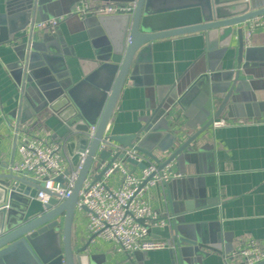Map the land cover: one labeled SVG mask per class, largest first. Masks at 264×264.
Masks as SVG:
<instances>
[{
	"label": "water",
	"instance_id": "1",
	"mask_svg": "<svg viewBox=\"0 0 264 264\" xmlns=\"http://www.w3.org/2000/svg\"><path fill=\"white\" fill-rule=\"evenodd\" d=\"M96 1H134L136 7L127 13L91 15L84 20L97 58L94 71L97 79L91 86L92 98L88 99L83 87L85 80L68 84L61 59L48 53L50 43L56 42L57 33L38 28L48 13L59 8L60 1L6 0L7 22L11 31L20 33L17 37L21 40V60L17 64L20 75L15 77L23 96L21 109H29V118L51 112L60 123L54 138L65 141L74 168L79 166L81 152L87 147L88 152L71 196L63 201L51 195L47 202H42L36 198L44 185L42 182L9 170L0 172V264H16L21 258L25 264H93L88 249L98 234L90 235L85 243L77 246L74 222L80 191L95 164L94 157L98 155L95 169L99 170L94 181H100L116 160H126L142 170L148 165L145 160L128 157L124 152L113 154L110 149L99 152L100 140L110 124L119 95L124 85L130 83L128 78L140 69L144 46L161 38L194 32L203 34L206 45L200 58L204 70L192 77L184 90H173L170 102L156 108L144 133L110 136L116 143L134 148L145 159L149 158L157 165V171L167 167L172 171L173 164L179 166L192 160L197 145L208 136L213 122L223 112L234 115L248 105L243 104L250 91L247 79L239 68L221 70L220 56L233 46V38L237 36L238 62L242 64L246 59L251 63L252 50L245 46L244 27L248 20L264 14V0H182L181 6L169 9H161L159 0ZM170 21L188 23L152 30L159 22ZM243 67L247 68V64ZM193 96L201 106L200 119L186 123L193 132H186L183 126L171 129L169 119L178 118L177 106L184 108ZM94 123H97V130L89 140L87 134ZM105 161L106 166L100 168ZM2 167L8 169L9 164L0 161V169ZM157 171L152 172L141 187ZM182 182L171 179L155 184L159 212L166 224L151 226L150 235L153 240L173 242L169 248L171 264H197V248L207 246L205 233L187 221V215L198 204L191 202L192 194L185 190ZM174 187L179 189L176 194L172 191ZM82 209L89 210L85 205ZM138 221L145 223V219ZM131 264L136 263L132 261ZM257 264H264V261Z\"/></svg>",
	"mask_w": 264,
	"mask_h": 264
},
{
	"label": "crops",
	"instance_id": "2",
	"mask_svg": "<svg viewBox=\"0 0 264 264\" xmlns=\"http://www.w3.org/2000/svg\"><path fill=\"white\" fill-rule=\"evenodd\" d=\"M59 1V8L43 20L63 18L54 29L56 42L50 43L48 53L61 59L68 84L85 80L83 87L89 99L93 92L91 86L97 79L94 78L96 50L84 24L91 15L82 18L73 14L78 0ZM159 2L161 9L183 4L182 0ZM5 14L6 0H0V161L11 164L19 159L17 144L22 136L63 139L54 138L60 123L51 112L29 118V109H21L22 91L15 80L20 75L17 66L21 60V40L17 37L20 33L10 30ZM187 23L159 22L152 30ZM244 39L246 48L252 50L251 63L246 59L242 64L238 62L239 38L235 36L233 46L220 56V69H241L250 85L243 102L248 105L234 115L223 112L217 119L226 123L212 126L208 136L197 145L192 160L171 166L172 173L178 174L173 179L183 181L185 190L192 194L191 202L198 204L187 215V221L205 233L207 246L197 248V264H229L232 253L248 240L264 242V26L256 28L249 36L244 27ZM205 49L201 32L161 38L144 46L140 69L128 78L130 83L124 85L106 133L110 136L144 133L156 108L170 102L173 90H184L191 79L204 70L200 58ZM245 64L247 68L243 67ZM176 110L178 118L169 119L171 129L183 126L186 132H193L186 123L200 119L201 106L196 97L190 98L184 108L178 105ZM65 153L68 156L67 149ZM144 160L147 164L153 163L149 158ZM123 162L130 172L142 174L139 166L126 160ZM4 170L8 171L2 167L0 172ZM121 179L122 175L116 173L108 180V185L118 187ZM172 191L176 194L179 189L174 187ZM144 196L149 205L159 211L156 186H151ZM89 236L87 211L78 209L74 222L77 246L85 243ZM169 243L173 245V242ZM88 252L93 264H131L132 261L136 264H171L169 249L127 254L102 236L91 242ZM16 264H25V261L21 258Z\"/></svg>",
	"mask_w": 264,
	"mask_h": 264
},
{
	"label": "built area",
	"instance_id": "3",
	"mask_svg": "<svg viewBox=\"0 0 264 264\" xmlns=\"http://www.w3.org/2000/svg\"><path fill=\"white\" fill-rule=\"evenodd\" d=\"M136 2L116 3L99 2L91 0H79L75 5L76 15L84 18L89 15L118 14L133 11ZM63 18L49 19L38 24V28L54 30ZM264 26V14L255 16L245 24L247 35ZM225 120H215L213 126L224 125ZM109 127V125H108ZM107 127V129H108ZM97 130V123L90 126L87 137L92 140ZM107 132V131H106ZM17 137L19 131H16ZM64 140L45 139L38 136H22L17 144L19 159L9 164L8 170L14 174L30 177L37 182H42L43 187L38 190L36 198L47 202L53 195L60 201L70 197L77 182L80 166L83 164L88 147L81 152L79 166L74 168L69 156L65 153ZM103 149L112 150L113 154L124 152L128 157L144 161L142 153L131 147H124L104 134L99 143V152ZM95 164L91 167L80 191L76 209L87 211V229L90 235L98 234L105 240L114 242L119 250L132 254L137 251H150L169 249L168 241L151 239L150 227L153 225H165L162 213L154 210L146 201L145 193L157 182L169 181L178 174H173L167 167L157 171L155 163H149L142 170L141 175L130 172L123 160L114 161L105 171L100 181H94V175L99 172L95 169L98 164V155L94 157ZM107 161L101 163L100 168L105 167ZM154 171L157 173L143 186V181ZM122 175L121 184L118 187L108 185L112 175ZM61 178V181L57 179ZM84 211V210H83ZM77 212V211H76ZM138 219H145L142 224ZM264 261V242L250 239L244 245L238 247L230 258L229 264H257Z\"/></svg>",
	"mask_w": 264,
	"mask_h": 264
}]
</instances>
